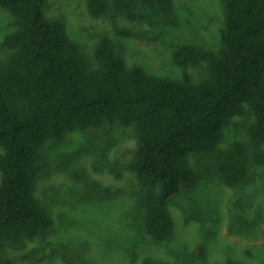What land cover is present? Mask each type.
I'll return each mask as SVG.
<instances>
[{
    "label": "trees",
    "instance_id": "1",
    "mask_svg": "<svg viewBox=\"0 0 264 264\" xmlns=\"http://www.w3.org/2000/svg\"><path fill=\"white\" fill-rule=\"evenodd\" d=\"M46 4L0 0L14 25L0 40V264H19L24 256L7 257L6 248L52 230L36 182L49 168L48 142L75 130L116 123L134 132L126 167L145 192L142 233L157 241L174 235L172 199L198 183L191 157L213 160L228 186L264 164V0H220L221 49L176 47L179 78L128 64L110 34L87 57L64 19L45 14ZM86 7L93 19L107 15L115 35L126 38L137 37L153 16L178 22L174 0H87ZM203 62L206 73L194 80L189 68ZM247 108L253 115L247 143L222 148L225 128Z\"/></svg>",
    "mask_w": 264,
    "mask_h": 264
},
{
    "label": "rangeland",
    "instance_id": "2",
    "mask_svg": "<svg viewBox=\"0 0 264 264\" xmlns=\"http://www.w3.org/2000/svg\"><path fill=\"white\" fill-rule=\"evenodd\" d=\"M86 2L47 0L45 14L64 19L87 57L99 37L110 34L128 64L179 78L181 70L172 61L176 47L191 43L213 53L222 47L220 0H174L177 24L153 16L132 38L115 35L107 15L91 18ZM13 28L8 12L0 8V40ZM189 71L200 79L206 63ZM252 119L248 108L233 117L220 146L246 144ZM134 135L130 127L115 123L48 142L49 168L38 177L35 194L49 207L53 228L20 248H6L5 256L23 255L19 264H264V164L253 165L241 183L228 186L213 160L191 157L198 183L172 199L174 235L157 241L142 233L145 192L126 167Z\"/></svg>",
    "mask_w": 264,
    "mask_h": 264
}]
</instances>
